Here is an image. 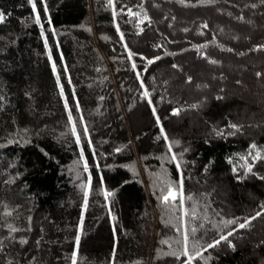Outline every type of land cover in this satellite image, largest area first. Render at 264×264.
Instances as JSON below:
<instances>
[{"label":"trees","instance_id":"1","mask_svg":"<svg viewBox=\"0 0 264 264\" xmlns=\"http://www.w3.org/2000/svg\"><path fill=\"white\" fill-rule=\"evenodd\" d=\"M0 14V264H264V0Z\"/></svg>","mask_w":264,"mask_h":264},{"label":"snow or ice","instance_id":"2","mask_svg":"<svg viewBox=\"0 0 264 264\" xmlns=\"http://www.w3.org/2000/svg\"><path fill=\"white\" fill-rule=\"evenodd\" d=\"M110 3L113 2V0H109ZM181 3H183V0H180ZM207 2L209 4H212L215 2V0H207ZM36 8V4L33 3V9L35 10ZM45 10H46V6H45ZM2 14H0V20H2ZM36 22L39 23L40 22V17H39V14H37L36 16ZM205 27H207V25L205 24L204 25ZM123 38V37H121ZM126 47V46H125ZM261 48H264V46H261ZM256 50H259V49H256ZM229 51H231V49H229ZM134 55V53H131L129 52V57L131 58V56ZM142 59H144V57H141ZM157 59H159V57H157ZM211 63L215 64L217 63V61L215 60H211L210 61ZM148 63L151 64V63H154V60H148ZM55 68V66H53ZM133 68L136 67L135 63H133L132 65ZM173 67H176V65H173ZM139 75V73L137 74ZM257 75H260L259 73ZM190 79V78H189ZM148 93L145 92V96H147ZM151 103V101H149ZM153 114H155V109H153ZM157 121H159V117H157ZM232 127H236L235 125H232ZM165 138H167L165 136ZM253 148H255V145L252 146ZM169 150H171V145H169ZM175 155H173V159H175ZM257 158H259V153H257ZM177 167H179V164H177ZM249 171H251V168L248 169ZM180 189H182V180H181V184H180ZM180 189H177V194L180 193ZM177 194H174L173 191L171 190V187L169 186V192L163 196V202L164 203H168L170 198L172 201H175L176 198H177ZM261 207H264V205H262ZM6 215H11V212H8V213H5ZM191 215L193 219H195V211L193 210V212L190 214L188 211H185L184 212V216H189ZM257 215H260V213H257ZM256 217H252L251 219H255ZM225 224H234L236 223V221H224ZM247 223H251V220H249ZM247 225L246 224H240L239 227L240 228H244L246 227ZM11 227V226H10ZM182 230V236H183V254L185 256H188L189 257V264H190V261L192 259V257L190 256L189 254V249H188V243H189V239H190V236H189V229L187 227V223L185 222L184 224H182V227L181 229H178V231H181ZM11 231L15 232L17 231V229L15 228H11ZM196 231L195 228H192L191 229V233L194 234ZM233 233L232 232H228L226 235H221L219 239H216L212 242H209L207 245H206V248H213L215 247L216 245H218L221 240H227L228 239V236H231ZM21 243H26V241H21ZM37 243H39V241H37ZM79 243V238H77V244ZM229 245L234 247V245H231V241H228ZM171 246V245H170ZM174 254V253H173ZM199 254V253H198ZM179 258V257H177ZM73 264H75V257H73Z\"/></svg>","mask_w":264,"mask_h":264},{"label":"rangeland","instance_id":"3","mask_svg":"<svg viewBox=\"0 0 264 264\" xmlns=\"http://www.w3.org/2000/svg\"><path fill=\"white\" fill-rule=\"evenodd\" d=\"M257 64H259V65H261L260 63H257ZM255 65V66H259V65ZM229 67H231L233 70H234V73H236V74H241L245 69H244V67H238V68H236V67H232L231 65H229ZM239 74V75H240ZM246 74V73H245ZM244 73H243V75H245ZM246 79V78H245ZM249 82V81H248ZM264 83V82H263ZM259 85V84H258ZM249 88H248V92L247 93H245L244 91H245V89H246V87H242V88H240L239 90H236V92H238L239 93V95L241 94L242 95V93L245 95V97H247V96H249V99H253L254 100V96H253V90L251 89V83L249 82V86H248ZM256 88V87H255ZM234 95H232L231 93H230V96H229V99L230 98H232ZM237 96V95H236ZM235 97V96H234ZM259 101H255V104H254V106H256V107H258V109H260V111H262V114H260V116L257 114L256 115V118H260L261 119V123H258V124H264V102H263V100H260V99H258ZM251 117H253V116H251ZM255 118V117H254ZM256 118H255V120H256ZM259 120V119H258ZM263 122V123H262ZM262 238H264V235L262 236Z\"/></svg>","mask_w":264,"mask_h":264}]
</instances>
